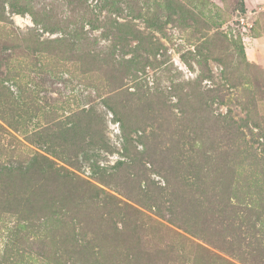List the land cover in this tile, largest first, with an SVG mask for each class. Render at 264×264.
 <instances>
[{"label": "rangeland", "instance_id": "rangeland-1", "mask_svg": "<svg viewBox=\"0 0 264 264\" xmlns=\"http://www.w3.org/2000/svg\"><path fill=\"white\" fill-rule=\"evenodd\" d=\"M244 9L0 0V264H264Z\"/></svg>", "mask_w": 264, "mask_h": 264}, {"label": "built area", "instance_id": "built-area-1", "mask_svg": "<svg viewBox=\"0 0 264 264\" xmlns=\"http://www.w3.org/2000/svg\"><path fill=\"white\" fill-rule=\"evenodd\" d=\"M264 11V3L252 8L237 10L236 16L223 26L224 32L232 40H240L248 46L254 38L257 15Z\"/></svg>", "mask_w": 264, "mask_h": 264}, {"label": "crops", "instance_id": "crops-1", "mask_svg": "<svg viewBox=\"0 0 264 264\" xmlns=\"http://www.w3.org/2000/svg\"><path fill=\"white\" fill-rule=\"evenodd\" d=\"M263 3L264 0H244V7L252 8ZM247 52L252 59L264 64V11L257 15L254 38L247 46Z\"/></svg>", "mask_w": 264, "mask_h": 264}, {"label": "trees", "instance_id": "trees-1", "mask_svg": "<svg viewBox=\"0 0 264 264\" xmlns=\"http://www.w3.org/2000/svg\"><path fill=\"white\" fill-rule=\"evenodd\" d=\"M43 178H44V176H43ZM40 186L41 185H39V184H34L33 185V187L34 188H40ZM32 197H35V192L33 191V193H32ZM7 200V199H6ZM231 207V206H230ZM233 210H236V211H239L238 210V207L237 206H235V205H233V208H232ZM249 210V212L251 211V209H248ZM248 222L250 221V219H248L247 220ZM251 226V228H253L254 230H255V233L256 234H258V236L261 238V237H264V231H263V229L262 228H259L258 229V225H256V224H254V225H250ZM256 228V229H255ZM262 231V232H261ZM249 233H251V229L249 230ZM251 235V234H250ZM254 236H256V235H254ZM74 251V254H76L77 253V251H75V250H73Z\"/></svg>", "mask_w": 264, "mask_h": 264}]
</instances>
